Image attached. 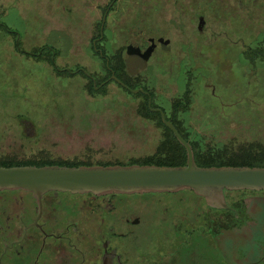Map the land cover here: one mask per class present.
<instances>
[{"label": "rangeland", "instance_id": "374dc122", "mask_svg": "<svg viewBox=\"0 0 264 264\" xmlns=\"http://www.w3.org/2000/svg\"><path fill=\"white\" fill-rule=\"evenodd\" d=\"M147 38L168 40V50L155 49L146 67L132 73L140 83L134 89L143 85L166 116L189 93L177 120L191 126V139L231 151L264 144V61L250 63L245 53L264 45V0H0V119L63 125L55 134L66 141L69 159L96 134L110 137L108 158L120 164L152 156L161 132L137 116L141 98L114 82L101 94L85 90L88 77L106 75L93 44L109 59L119 52L128 61L126 47L143 48ZM36 51L39 57L24 54ZM239 192L226 194V201L250 197ZM105 199L110 225L103 236L122 264L229 263L218 253L221 236L200 232L205 206L191 192ZM245 204L252 222L259 221V204Z\"/></svg>", "mask_w": 264, "mask_h": 264}, {"label": "flooded vegetation", "instance_id": "af4514ba", "mask_svg": "<svg viewBox=\"0 0 264 264\" xmlns=\"http://www.w3.org/2000/svg\"><path fill=\"white\" fill-rule=\"evenodd\" d=\"M107 8L102 13L101 23L105 19ZM158 39L161 38L145 39L143 48L138 44L127 46L132 49L133 54L129 56L126 50V55L134 66L133 69L126 68L129 75L134 76L132 73L135 68L137 72L139 68L146 67L149 56L155 49H162ZM149 40L152 42L149 43ZM148 49H152L149 55L145 53ZM93 50L101 56L99 50L94 49V44ZM38 52L32 54L39 55L41 52ZM103 59L106 69H109L105 56ZM168 121L176 131L175 126H178L187 133L185 138L179 135L185 142L189 144L194 140L190 137L191 126L185 125L183 120ZM61 128L63 125H57L51 120L0 119V167H74L69 164L78 160L92 162L90 159L94 155L98 157L96 163L78 166H106L101 162L109 156V136L103 137L102 150H99L100 146L93 144V138L84 140L79 147L81 154L69 159L64 155L62 146L66 141L60 142L55 134ZM228 193L234 192H224V198ZM243 193L250 197H241L239 201L231 203L225 199L232 211L205 207L200 212L204 220L201 226L204 231L200 232L207 236L209 234L210 238L221 236L224 251L218 253L225 259L229 257L228 264H264V191ZM250 201L259 204V221L252 222L249 216L245 203ZM210 210H213L212 214L208 213ZM244 220L251 221L252 227L245 239L246 243L241 241L245 230H234L240 228ZM109 225L110 202L105 196L49 191L43 193L37 201L26 191L0 190V264H101L104 255L101 247L103 243H106V263L122 264L121 254L103 236ZM228 227L231 228L229 231ZM228 241L232 245L227 244Z\"/></svg>", "mask_w": 264, "mask_h": 264}, {"label": "water", "instance_id": "95a60500", "mask_svg": "<svg viewBox=\"0 0 264 264\" xmlns=\"http://www.w3.org/2000/svg\"><path fill=\"white\" fill-rule=\"evenodd\" d=\"M200 31L203 19L198 18ZM152 40H149V43ZM163 50H168V40L158 39ZM127 54H133L127 47ZM152 49L145 50L148 55ZM130 53V54H129ZM128 56V61L129 60ZM125 61V67H128ZM136 72V68H135ZM134 72V73H135ZM132 94L143 93L147 97L146 107L159 114L162 125L172 134L185 153L181 166L156 165H91V166H13L0 167V190H22L32 194L39 201L40 196L49 191L70 194H91L95 197L108 195L173 194L189 191L201 198L204 204L216 210H231L225 203L224 192L264 191V167L210 166L198 167L193 160L191 146L177 133L172 124L165 119L159 108L150 107V97L140 88L130 89L113 75L109 77ZM105 261L106 243L102 244Z\"/></svg>", "mask_w": 264, "mask_h": 264}, {"label": "trees", "instance_id": "16d2710c", "mask_svg": "<svg viewBox=\"0 0 264 264\" xmlns=\"http://www.w3.org/2000/svg\"><path fill=\"white\" fill-rule=\"evenodd\" d=\"M112 1L113 0H111V2ZM94 49L98 50L99 47L94 45ZM92 51L96 56L101 58L104 63L103 52L99 50L101 54V56H99L97 51L93 49ZM37 52L38 51L34 52V54H36ZM245 53L250 63H252L253 60L255 59L264 61V45L258 46V47L255 46L251 50L247 48ZM24 54L31 55L33 57L40 56V54L39 55H33V54H28V53L27 54L24 53ZM111 57L113 58L109 59L108 57H105L107 59V67L109 69H106V67H104L106 71V75L102 79H100L99 81H96V79H94L93 77L91 78L88 77L87 79L88 82L86 81L87 83H86V88H85L88 95H94L95 93H100V94L104 93L103 89L105 88L106 84L108 82H114L113 80L108 79L110 74L113 75L119 82H121L123 85H125L126 87L130 89H134L136 86H139L140 83L138 81L137 75L131 76L127 73L126 67H125V59L121 58L120 53L118 52ZM51 62L52 61H50V65H52L53 67V64ZM54 70L57 75L62 73L56 69ZM64 74L71 75L70 73H67V72H64ZM79 74L84 75L82 72H79ZM114 83L117 84L116 82ZM117 85L120 86L119 84ZM140 88L143 91L148 93L150 97V107L151 108L157 107L151 101L152 99L151 93L147 91V89L143 87V85ZM123 90L125 89L123 88ZM188 94L189 93H184L180 98L174 100V102L172 103L171 112L168 116L164 114L165 118H167L171 122H173L174 120H177L178 113L186 107L187 101L184 99L188 98ZM133 96L141 98V105L138 111L136 112L137 116H139V118H144L145 120H148V121L149 120L153 121L156 128L160 130L161 132L160 135L162 138L156 145L155 153L152 156L141 158V159H135V160L129 159L124 165L138 164V165H156V166H170V167L183 165L184 160H185V153H184L183 148L175 141L170 131L162 125L160 118H159V114L148 110V108L146 107V96L142 93H136V94H133ZM175 127L179 135L182 138H185L187 133L180 130L178 126H175ZM94 137L96 138L94 139L95 141L99 142L101 140L103 143V138L99 137L98 134L92 136V138ZM97 142L95 143V145H97V147L100 146L99 148H101L102 144H98ZM189 144L193 152L194 163L198 167H210V166H215V167H219V166L264 167V144L258 143L257 141L253 143H249L248 145L244 146L245 148L241 147V149L237 148L236 150H233V151L229 150L226 147H211L207 144V142H204L203 140H200V139L193 140ZM112 145H114V143H112ZM99 150H102V148ZM110 151H111V148H109V152ZM90 163L91 162H82V160H78L76 162L69 164V166L76 167L78 165H89ZM101 164L107 166V165H114V164H120V163H118L117 160L106 158L103 162H101ZM240 192L243 193L244 191H240ZM204 206L206 208H209L205 204ZM209 209H213V208H209ZM244 221L245 222L240 228H236V230L243 229L246 232L244 235H241L242 236L241 241H245V239L247 238V235L249 236V233L252 231L251 223H250L251 221H248V220L247 221L244 220Z\"/></svg>", "mask_w": 264, "mask_h": 264}]
</instances>
